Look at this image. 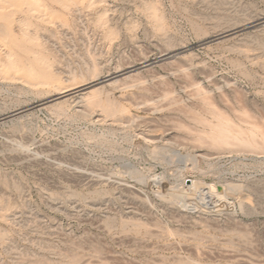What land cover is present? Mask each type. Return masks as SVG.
I'll return each instance as SVG.
<instances>
[{
	"label": "rangeland",
	"instance_id": "374dc122",
	"mask_svg": "<svg viewBox=\"0 0 264 264\" xmlns=\"http://www.w3.org/2000/svg\"><path fill=\"white\" fill-rule=\"evenodd\" d=\"M263 148L264 0H0V264H264Z\"/></svg>",
	"mask_w": 264,
	"mask_h": 264
},
{
	"label": "bare ground",
	"instance_id": "6f19581e",
	"mask_svg": "<svg viewBox=\"0 0 264 264\" xmlns=\"http://www.w3.org/2000/svg\"><path fill=\"white\" fill-rule=\"evenodd\" d=\"M73 89H74V88H73ZM67 91H69V90H65V91H63L62 93H65V92H67ZM67 93H68V92H67ZM90 102H91V101H90ZM90 102H89V103H90ZM90 106H91V105H90ZM92 106H93V105H92ZM92 106H91V107H92ZM226 122H227V120H226ZM226 122H225V123H226ZM223 123H224V122H223ZM223 123H221V124H223ZM229 123H230V121L228 122V124H229ZM221 126H222V125L216 126L217 129H218V127H220V128L218 129L219 131L215 128L218 132H220V134L218 135L219 137H216L215 139L213 138V139L215 140L214 142H215V143H218V145H219V144H222V145L229 144L230 141H231L232 139L229 138L228 133L230 132V133H229V135H230V134H231V131L228 132L227 129H228L229 127H228V128H224V126H227V124H224L222 128H221ZM228 126H229V125H228ZM213 128H214V127H213ZM230 136H231V135H230ZM234 138H236V137H234ZM236 140H237V139H236ZM244 141H245V140H244ZM237 142H238V141H237ZM241 142H242V141H241ZM246 142H247V141H245V143H246ZM233 143H234V142H233ZM239 143H240V140H239L238 144H239ZM242 143H243V142H242ZM242 143H240V144H242ZM231 144H232V143H231ZM240 144H239V145H240ZM249 144H250V143L248 142L246 145L249 146ZM243 145H245V144H243ZM247 146H246V147H247ZM257 146H259V145H257ZM261 146H262V145H261ZM249 147L251 148V146H249ZM254 149H255V148H254ZM263 149H264V148H263Z\"/></svg>",
	"mask_w": 264,
	"mask_h": 264
}]
</instances>
